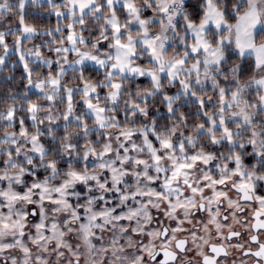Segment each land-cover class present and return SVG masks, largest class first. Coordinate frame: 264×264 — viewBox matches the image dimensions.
I'll use <instances>...</instances> for the list:
<instances>
[{"label": "snow or ice", "instance_id": "obj_1", "mask_svg": "<svg viewBox=\"0 0 264 264\" xmlns=\"http://www.w3.org/2000/svg\"><path fill=\"white\" fill-rule=\"evenodd\" d=\"M29 3L46 4L55 28L26 23ZM14 13L19 27L0 31V67L14 50L26 83L0 111V264H225L232 249L248 258L240 264H264V0H0V21ZM54 33L55 58L22 50ZM89 62L102 79L85 77ZM69 69L79 85L62 83ZM139 77L151 87L126 89ZM158 94L163 126L149 109ZM189 105L204 118L191 126L180 111ZM236 225L249 236L233 244Z\"/></svg>", "mask_w": 264, "mask_h": 264}, {"label": "trees", "instance_id": "obj_2", "mask_svg": "<svg viewBox=\"0 0 264 264\" xmlns=\"http://www.w3.org/2000/svg\"><path fill=\"white\" fill-rule=\"evenodd\" d=\"M43 9L47 12H49L46 4L41 5V6H33L31 4L28 5V8L26 10V15H25V21L31 25H35L37 27V29L39 30H44V29H54L55 25H56V21L57 18L54 15H50V14H44L42 13L40 10ZM46 13V12H45ZM15 14V13H14ZM7 20L10 21L11 25H15L18 24V20L14 19L12 16L8 17ZM15 20V22H14ZM67 21V20H66ZM63 23V21H62ZM6 23L2 24L0 26L1 29H5L6 28ZM95 35L96 33L93 32ZM87 34L88 33H84ZM11 37V36H9ZM48 38V36L46 35H38L37 37L33 38L32 41L29 42H25L26 43H34V44H40L43 41H45ZM3 52V49L0 48V54ZM9 60L11 63H15V65L12 64H7L3 69H0V111L4 110L7 107V94L9 91H12L13 93H22L24 90V85L26 83V80H22L21 77L23 75V66L18 62V58L16 55H12L9 57ZM142 64L145 66L147 65V61H142ZM47 69L41 68V72L42 73H46ZM73 75V76H72ZM78 73H73L70 72V74L66 75L65 77V83H67V85H74V83H80V80L78 78ZM8 77H12V79H8ZM85 77L86 78H90L92 80H99L102 79V71H97L96 68L94 67H90L87 66L86 67V71H85ZM72 80L74 82H72ZM126 89L131 90L132 92L137 91V89H147L150 88L151 85L148 82V80L146 79H141V80H132L131 83H127L125 85ZM179 88V84L177 83L175 87H166L164 89L165 92H167L168 94H175L177 92ZM37 95H33L32 92H30V96L29 98L32 100H36L37 99ZM125 99L127 97H124ZM41 104H46L48 103L47 101L44 100H39L38 101ZM26 107V105H25ZM121 107H123V105H121ZM83 108V104H81L80 102V106H78V110L82 111ZM149 109H150V115L151 116H155L159 122V124L161 126H163L164 124H170L171 121L165 119V117L167 116V111L166 108L164 107V105L160 102V97L159 95H157L156 98H154L153 100L150 101L149 103ZM156 109H159V111H156ZM180 111H183L187 116H188V124L194 125L196 123L201 122L204 118L203 117H196L194 115L195 111H196V106L195 105H189V106H184L180 108ZM119 115V114H118ZM18 117H26L27 113L25 112H18L17 113ZM119 119L122 121L123 123V116L119 115ZM137 125L141 123H145V121H148L146 118L143 117H137ZM26 125L28 127H30V129L33 131L34 129H32L31 127V122L26 120ZM187 133L191 132V127L189 129L186 130ZM63 133L62 131L60 132V134ZM0 134H3V129L0 131ZM62 135V134H61ZM43 142L45 143V145L49 148H51L52 142L47 138V137H42ZM61 167H65L64 164L60 165ZM77 168L79 169V165L77 166ZM41 176L44 175L43 172L40 173ZM30 179V178H28Z\"/></svg>", "mask_w": 264, "mask_h": 264}, {"label": "rangeland", "instance_id": "obj_3", "mask_svg": "<svg viewBox=\"0 0 264 264\" xmlns=\"http://www.w3.org/2000/svg\"><path fill=\"white\" fill-rule=\"evenodd\" d=\"M57 2H60V0H57ZM29 4H31V3H29ZM29 4H28V5H29ZM28 5H26V10H27V8H28ZM42 5H44V4H42ZM40 11H41L42 13L46 14V15L49 14V12H47V11H45V10H43V9H41ZM45 12H46V13H45ZM118 15L120 16L121 21H123V20H124V17H125L124 12L121 10V11L118 12ZM145 15H146V16H150V15H151V12H146ZM11 16H12L14 19H17V20H18V13H15V14H12V15H8V16H6V17L4 18L3 21H0V26H1L2 24L6 23V24H5V25H6V28H5V29H1V28H0V31H7V29H8L10 26H11L13 29H17V28L19 27L18 24L11 25L10 21L7 20V18H8V17H11ZM14 22H15V20H14ZM26 23H27V22H26ZM66 23H67V21L64 20L63 23H62V25H63V24H66ZM28 24H29V23H28ZM30 25H31V24H30ZM38 30H39V29H38ZM19 34H20L19 32H16V35H19ZM61 35H62V34H60V33H54L53 36H48V38H47L45 41H43L42 43H40V44H34V43H32V42H30V43H26V44H25V42L32 41L33 38H35V37L38 36V35H36V36H34L31 40H24V41H23V43H22V50H23V51H27V49L34 48L35 46H38V45H39V46H40V50H41V52H42V54H43L44 57H46V58H55V53L50 52V51L48 50V46H49V45H51L52 47H57V46H59L58 41H59ZM63 35H64V36L67 35V29H65ZM84 35H85V36H88L87 34H84ZM93 35H95V34L93 33ZM9 36H11V37H9ZM39 36H40V35H39ZM43 36H44V35H43ZM46 36H47V35H46ZM53 40H56V43H52ZM14 42H15V35H7V36H6V43L9 45V48H10V49H12V46H13ZM104 46H105V45H101V47H104ZM169 54H171V50L169 51ZM0 55H3V52H2ZM12 55H16L17 58H18V55L15 53L14 50H13V51H10L9 56L6 58V65H7V64L15 65V63H11L10 60H9V57L12 56ZM68 58H69V60H73V59H75V56H74V54H70ZM31 59H35V58L33 57V58H31ZM18 62H19V60H18ZM139 63L142 64V61H139ZM6 65H5V66H6ZM21 65H22V64H21ZM5 66L0 67V69H3ZM30 66L35 67V65H30ZM87 66H90V67H94V68H96V66L93 65V64L90 63V62H89V63H86L85 67H87ZM55 70H56V66L53 65V69H52L53 73L55 72ZM39 71H40V74H41V75L46 74V73H42V72H41V69H40ZM70 72H72L71 69L68 70V74H70ZM68 74H67V75H68ZM72 76H73V75H72ZM35 78H37V77L34 76V79H35ZM65 78H66V77H65ZM65 78H64V80H65ZM141 79H146V80H148V78H144V77L134 78L133 80H141ZM64 80L62 81V83L67 85V83H65ZM72 82H74V81L72 80ZM148 82H149V80H148ZM80 83H81V82H80ZM80 83H76V84L74 83L73 86H72V85H71V86H70V85H67V86H69V87H74V86H76V85H79ZM221 84H222V85L224 84V81H223V80H221ZM206 87H207L208 95L213 96V98L215 99V93L212 92L210 84H208ZM100 91H101V96H103V93H104L106 90H100ZM31 92H35V90H34V89L31 90ZM135 92H136V91H135ZM135 92H133V93H135ZM158 95H159V94H158ZM80 102H81V104H83V101H82L81 97H80L79 95H75V96H74V104H75V113H76V114H81L82 111L84 110V105H83L82 111H79V110H78V106H80ZM47 104H48V103L43 104V105L47 106ZM64 110H65V104L59 103V101H57L56 106L53 108V114H55V115H59V114L62 113ZM43 115H44V113L41 112V113H40V116L43 117ZM121 122H122V121H121ZM147 122H148V121H145V123H147ZM87 123H88L89 126L91 127V126L93 125V121H92V119H88V120H87ZM140 123H141V122H140ZM63 125H64V121H63V120H59V121L56 122L55 125H53V127H55L56 130H57V135H61V134H63V133L60 134L61 131L63 132ZM26 126H27V125H26ZM137 126H138V125H137ZM18 127H19V125H18V123H17L16 128L18 129ZM27 127H28V126H27ZM2 129H3V133H4V130H5V129H4L3 127H0V131H1ZM28 129H29V132H32V130L30 129V127H28ZM9 131H11V129H9ZM33 131H34V130H33ZM69 131H70V132H71V131H78V129H75V127L73 126L72 128H69ZM0 136H3V134H0ZM88 139H90V140H95V139H96V136H94V135H93V136H89ZM42 141H43V140H42ZM79 143H80V146L82 147L83 144H84V141L81 140ZM0 166H2V165H0ZM79 187H80V186H78V190H79Z\"/></svg>", "mask_w": 264, "mask_h": 264}, {"label": "flooded vegetation", "instance_id": "obj_4", "mask_svg": "<svg viewBox=\"0 0 264 264\" xmlns=\"http://www.w3.org/2000/svg\"><path fill=\"white\" fill-rule=\"evenodd\" d=\"M221 150L226 151V148L221 149ZM250 150H251V149H249V151H250ZM248 162L251 163V161H248ZM260 193H261V194H264V188H261V189H260ZM206 194H210V193H207V192H206ZM229 195H230V196H234V193H229ZM255 207H257V205L253 204V205H252V208H255ZM250 211H251V209H249V210H247V211L245 212V215L248 216L249 219H251V216L249 215ZM234 230L241 231L242 236H241V238H240L239 241H237L236 239H233V241H232L233 244H235V243H237V242H243V241H246V240L248 239L249 232L244 231V229L241 228L240 225H236L235 228H234ZM69 239L71 240V237H69ZM260 239H261L262 242H264V235H261V236H260ZM73 242H74V241H73ZM245 246L248 247L247 244H246ZM251 247H253V249H255L256 246H255V245H251ZM231 252H232V254L227 258V260L225 261V264H232V261H233V260L236 261V264H240V260H241V259H246V260L248 259L247 257H242L241 254H240L239 252H237L235 249H232ZM189 255H194V254H193V253H189ZM197 259H198V258H197ZM253 259H254V258H253ZM248 264H253V260H249V261H248Z\"/></svg>", "mask_w": 264, "mask_h": 264}]
</instances>
